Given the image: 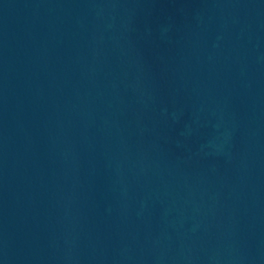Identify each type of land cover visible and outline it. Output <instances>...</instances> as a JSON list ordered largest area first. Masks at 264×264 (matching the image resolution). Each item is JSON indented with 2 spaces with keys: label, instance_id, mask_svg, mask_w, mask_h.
I'll return each instance as SVG.
<instances>
[{
  "label": "water",
  "instance_id": "obj_1",
  "mask_svg": "<svg viewBox=\"0 0 264 264\" xmlns=\"http://www.w3.org/2000/svg\"><path fill=\"white\" fill-rule=\"evenodd\" d=\"M0 264H264V0H0Z\"/></svg>",
  "mask_w": 264,
  "mask_h": 264
}]
</instances>
